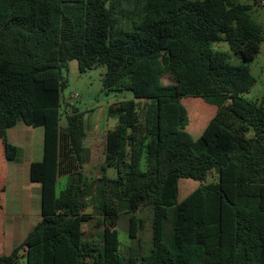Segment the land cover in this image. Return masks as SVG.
Segmentation results:
<instances>
[{
	"label": "trees",
	"instance_id": "trees-1",
	"mask_svg": "<svg viewBox=\"0 0 264 264\" xmlns=\"http://www.w3.org/2000/svg\"><path fill=\"white\" fill-rule=\"evenodd\" d=\"M255 7L264 11L257 0H0L2 174L17 155L6 131L43 129L42 159L29 167L40 220L0 264H264V101L241 96L264 41ZM219 42L242 64L212 48ZM72 60L80 73L105 68V94L133 95L106 107L117 125L105 133L96 178L83 172V114L72 110L59 126L62 71ZM186 96L217 109L196 140L186 132ZM179 179L199 183L180 202ZM122 215L135 241L125 252ZM86 223L98 240L84 236Z\"/></svg>",
	"mask_w": 264,
	"mask_h": 264
},
{
	"label": "rangeland",
	"instance_id": "rangeland-1",
	"mask_svg": "<svg viewBox=\"0 0 264 264\" xmlns=\"http://www.w3.org/2000/svg\"><path fill=\"white\" fill-rule=\"evenodd\" d=\"M253 16L264 29V11L262 8L255 7ZM213 49L221 50L228 54V61L232 65L242 64L241 59L233 54L226 42H219L212 45ZM250 74L254 79V84L249 91L241 94V96L247 101L251 102H263L264 101V41L260 45L259 53L248 64ZM105 72V68L99 67L85 73H80L78 70L77 62L72 60L68 63L67 69L62 71V77L65 82V88L62 91L61 97L64 101L60 105V120L59 126L61 128L66 127L67 116L71 114L72 110L83 114L85 139L83 141L84 147L89 151L88 161L84 165L83 172L92 178L99 176L100 165L103 161V147L105 133L109 129H113L117 125V119L113 117H107L106 107L108 105H116L123 100L133 99V95L130 91H123L118 93L105 94L102 91L101 79ZM164 84L173 82L170 76H164L162 79ZM180 103L187 111V125L186 132L191 136L193 140L199 138L203 131V126L207 122L211 108H206V104L201 98L186 96L181 98ZM210 107H215L208 105ZM216 108V107H215ZM207 114L205 116L204 110ZM23 129L21 123L16 124L14 127L6 131L7 141L17 148H19L20 142L23 140L24 131L22 135L20 130ZM42 128H38L39 135L34 133L33 146L35 151H41L42 147ZM27 134L29 132L26 131ZM20 151V149H19ZM19 163L18 156L12 161H6L3 164L5 179L7 180V174H15L14 166ZM9 170L11 172L9 173ZM108 176H115L112 170L108 171ZM215 174L211 173L208 177V181H214ZM67 183L66 177H61L57 182V191L61 190ZM193 186L199 185L198 182L190 179L178 180V197L180 202L188 195L187 187L184 191L182 187L184 185ZM25 194L30 193V199L22 197L18 201H7V220L5 225L11 226L7 233H9L6 241L8 250L16 246H22L24 238L34 225L40 220V196L39 185L33 184L32 187H23ZM18 202V203H17ZM12 208V209H11ZM85 213L92 214L95 218L98 215H94L93 209L87 208ZM12 215H15L16 219H11ZM144 219V227L139 237L143 246L144 252H147L150 248V220L151 211L148 207H144L137 214ZM29 218V219H28ZM14 223V224H13ZM117 229L119 231V240L121 242V251L125 252L128 246H134L135 241L128 239V222L127 216L122 215L119 219ZM83 232L86 238L93 236L95 240H98L96 234L99 230L94 229L91 223L83 225ZM2 243H0L1 246ZM21 254L23 251L21 250ZM4 253L3 255H6ZM24 254V253H23ZM22 254V255H23Z\"/></svg>",
	"mask_w": 264,
	"mask_h": 264
},
{
	"label": "crops",
	"instance_id": "crops-1",
	"mask_svg": "<svg viewBox=\"0 0 264 264\" xmlns=\"http://www.w3.org/2000/svg\"><path fill=\"white\" fill-rule=\"evenodd\" d=\"M206 108H211L212 111L210 112L211 114H210L207 122H205V124L203 126V130L217 110L215 107H210L208 105H206ZM204 112H205V116H206V114H207L206 109L204 110ZM22 126H23V129L20 130V133L22 135V132L24 131V136H23V140L19 144L20 145L19 148H17V155L16 156H18L19 163H17L14 166L15 174H7V180H6L5 174H2V170L0 167V198H1V201L3 203V207L0 208V243H2L0 246V255H3L4 253H7L6 255H8L11 253V251L13 249L12 248L11 250H8L7 249L8 246L6 245L7 237L9 235V233H7V231L10 228H14V226L11 227V226L5 225V220H7V218H8L7 217V208H6L7 207V201L8 200H12V201L17 200L18 201L22 197H25L28 199L31 198L30 197L31 194L30 193L25 194V192H24V190H22V188L24 186L30 188V187H32L33 184H35V183L30 182V180H29V167L33 162H38V161H41V159H42V153H43L42 147H41V151H35L34 146H33L34 133L39 135L38 131H35L38 128L27 127L24 124H22ZM28 130H29V132L27 134L26 131H28ZM40 132L42 135V146H43V129ZM19 149H20V151H19ZM10 172H11V170H9V173ZM198 186L199 185L193 186V188H191V186L186 184L182 187V189L184 191L186 189L185 187H187V190L189 191L188 194H190L193 190L198 188ZM1 188H3V191H1ZM178 191H179V188H178ZM39 196H40V185H39ZM16 218L17 217L15 215H12L11 219H16ZM27 234H28V232H27ZM23 253H24V251H23ZM22 254H21V257H23Z\"/></svg>",
	"mask_w": 264,
	"mask_h": 264
},
{
	"label": "built area",
	"instance_id": "built-area-1",
	"mask_svg": "<svg viewBox=\"0 0 264 264\" xmlns=\"http://www.w3.org/2000/svg\"><path fill=\"white\" fill-rule=\"evenodd\" d=\"M193 1H201V0H193ZM257 4L264 5V0H257Z\"/></svg>",
	"mask_w": 264,
	"mask_h": 264
}]
</instances>
